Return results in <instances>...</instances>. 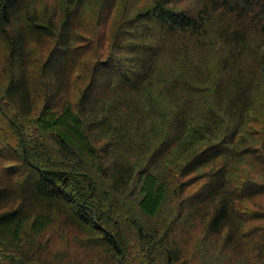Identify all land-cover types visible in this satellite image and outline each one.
Listing matches in <instances>:
<instances>
[{"label":"trees","instance_id":"trees-1","mask_svg":"<svg viewBox=\"0 0 264 264\" xmlns=\"http://www.w3.org/2000/svg\"><path fill=\"white\" fill-rule=\"evenodd\" d=\"M118 1L60 0L59 23L29 12L33 0H0V34L8 48L7 71L0 67L8 75L1 82L3 99L14 110L6 116L0 103V118L12 128L15 120L33 118L37 124L28 127L46 130L36 153L22 133H14L17 148L7 143L11 152L0 151L6 164L0 173V244L19 255L13 264H47L30 239L56 216L84 234L79 243L95 252L97 263L70 252L63 262L120 264L124 233L150 235L156 227L135 219L139 209L146 218L156 213L155 195L126 202L133 182L140 193L165 196L171 183L176 186L169 192L182 195L187 185L203 182L200 191L183 198L176 227L166 235L169 259L180 249L174 232L195 218H205L210 233L226 230L225 241L239 250L255 237L241 233L244 212L237 202L246 191V199L264 193V0H201L196 11L182 7L192 0H150L130 11L125 5L110 53L86 69L72 21L92 2L112 14ZM217 16L213 67L195 61L178 41L194 37L195 48L202 49L207 23ZM51 39L46 57L31 51V43L42 46ZM186 70L192 78L186 79ZM83 79L71 100L73 84ZM182 80L193 93L183 94ZM110 200L131 220L106 219L102 208ZM262 236L253 246H264ZM52 259L61 262L60 255Z\"/></svg>","mask_w":264,"mask_h":264},{"label":"rangeland","instance_id":"rangeland-1","mask_svg":"<svg viewBox=\"0 0 264 264\" xmlns=\"http://www.w3.org/2000/svg\"><path fill=\"white\" fill-rule=\"evenodd\" d=\"M100 1V0H99ZM60 0H33L34 6H31L29 12L36 11L38 14V18L42 19H50L53 18L60 23V21L64 18L61 16L58 3ZM97 3V0H94ZM182 3V2H181ZM150 4V0H121L117 3V10L110 14V9H104L101 5L96 6L92 2L90 6L91 9L87 7L82 11H78V15L72 22V31L77 34L76 40L78 41L76 45H82L84 48L82 53L80 54L79 62L85 66L86 69L91 68L92 65L96 63L97 60L104 58L105 55L109 54L111 43L115 37L117 31V24L121 17L119 12L123 8V6H127L129 11L130 9H135V7H146ZM201 5V0H192L187 2L186 5H182L189 7L190 9L196 11ZM225 19V18H223ZM221 21V17L217 16L207 23L204 36L201 37L202 46L201 49L195 48L196 38L191 37L184 40L178 41L179 46H183L190 52L194 60L198 63H203L204 65H210L216 67L217 56H218V41L214 31L216 30V23ZM236 22V20L234 21ZM53 39L49 41L48 44L38 45L31 43L32 47L31 51L35 53L38 57H46V54L50 47L53 45ZM185 45V46H184ZM195 48L196 52H192V49ZM80 51V50H79ZM32 53V52H31ZM8 58V48L3 39V36L0 34V67L3 65L5 68L3 72L7 71L6 60ZM82 68H78L80 70ZM190 75L188 78H192V71L186 70L185 74ZM90 73L85 74L86 76ZM218 77L221 78L220 73H218ZM8 75L0 74V103L4 106L5 115L9 116L14 115V110L11 108V105H5L4 91H3V83L7 81ZM184 79V80H186ZM184 80L179 83V87L184 89L183 94L190 95L194 91L192 89H187L184 86ZM87 79H83L82 83L77 82L74 83L72 88V92L70 95L71 100L75 101L79 95L80 88L85 85ZM72 86V87H73ZM40 107L36 109L35 115L39 114ZM2 118V119H1ZM0 118V151L4 153H10L11 149L7 145V143L13 147L17 148V136L16 134H21L22 136H28L29 141H33L29 145L34 147V150L37 151V143L40 138L45 136L46 130L38 129L35 132L32 128L28 127L29 125H36V119L26 120L25 122H21L19 120H15L16 125H12L13 128L9 125V122L6 117ZM21 123V127H20ZM24 126V127H23ZM256 127H261V125L257 122L255 124ZM26 134V135H25ZM25 141L26 138H24ZM261 153L258 150L257 156ZM262 157V155L260 156ZM4 158V156H2ZM2 158H0V173L1 169L4 165L2 163ZM76 162V160H74ZM197 179V178H196ZM77 181V179H75ZM133 182L131 184V191L126 194L125 199L126 202H134L140 203L144 201V197L151 193L155 195L156 202L154 204L156 213H153V216L140 214L141 209H139V213L137 211L136 220L140 224L141 218L148 221L150 223L154 222L156 224L154 233L150 235H145L135 233V229L128 230L125 235V248H124V257L118 261L120 264H264V246L262 248L259 246L263 239L262 234L264 233V193H259L254 195V198L246 199L244 198L249 192L246 191L243 194V198L238 200V207L246 214L242 213L243 222H242V230L241 233H247L248 236H255L252 238V242L240 248V250L236 247H232L230 243L225 241L226 230L221 231L219 233H210L206 228L205 218H195L193 220V224L191 226L180 227L179 230L174 233L177 235L176 239L179 241L180 249L177 252L176 258H168L166 255L165 248V238L167 233L173 228L175 229L176 223L179 220V209L182 207L181 202L184 197L191 195L192 193H196L202 189L203 182H197L192 185H187L186 191L180 195L171 193L176 184L171 183L170 190H168V196H165L163 191L158 192V195L153 193L152 191H146L140 193L142 190H138L136 183ZM79 184V183H78ZM130 188V187H129ZM231 189V188H230ZM106 191V188H104ZM85 190H82L84 192ZM107 193V192H106ZM110 198V195L107 193ZM91 199H96L95 195ZM256 196V197H255ZM108 198V199H109ZM164 199H167L163 201ZM95 200H89V202H94ZM137 200V201H136ZM95 208L99 211L100 204L98 200L94 203ZM263 207V208H261ZM142 208V207H141ZM103 215H105L106 219L114 220L116 217L123 219L124 222L131 220V215L126 214V211H116L113 208V203L111 200L107 202V204L102 208ZM143 209V208H142ZM145 213V212H144ZM187 212H184V215ZM140 214V216H138ZM134 218V216H133ZM134 221V220H133ZM129 226L130 223H126L125 226ZM262 227V228H260ZM257 229H260V233H257ZM125 230V229H123ZM43 232V233H41ZM41 233V234H40ZM262 233V234H261ZM39 234V235H38ZM43 234V235H42ZM174 237V234H172ZM242 235V234H241ZM20 240L19 234L17 235ZM79 239H77V238ZM84 234L80 232L76 227H72V225H64L63 222L59 219L58 216L55 217L54 222L51 224L47 223L43 226L42 231L35 234L30 241L35 242L34 247L38 249H42L41 251L45 253L47 256L46 260L47 264H54L55 260L52 259L54 255H60V264H66L63 262L62 257L70 253H76L79 258H84L85 256L91 257L94 263H97L95 252L85 250L82 247V244L79 242L81 238H84ZM22 240V238H21ZM44 240V241H43ZM255 242H258L259 245L253 246ZM257 243V244H258ZM93 252V253H92ZM19 258V255L12 249L9 251L6 247H3L0 244V262L1 264H13L16 259ZM113 264V263H112Z\"/></svg>","mask_w":264,"mask_h":264}]
</instances>
